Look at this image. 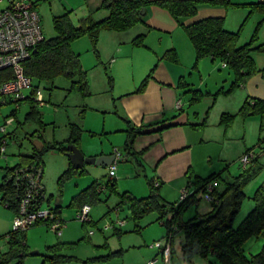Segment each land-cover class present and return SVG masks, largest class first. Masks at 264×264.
Returning a JSON list of instances; mask_svg holds the SVG:
<instances>
[{
    "label": "rangeland",
    "instance_id": "1",
    "mask_svg": "<svg viewBox=\"0 0 264 264\" xmlns=\"http://www.w3.org/2000/svg\"><path fill=\"white\" fill-rule=\"evenodd\" d=\"M30 1L35 4V10L40 17L44 39L55 35L52 26L54 16L70 11L75 25L79 23V18L88 17L82 14V0ZM228 1L229 4L222 7L224 30L238 33V47L251 43L254 49L251 58L255 73L248 81L259 75L264 76V50L258 49L264 46V12L250 7L258 0ZM6 7L7 2L1 0L0 10ZM103 11L105 10L98 9L91 18H98ZM132 29L121 32L101 31L95 50L87 36H82L72 43L71 48L80 55L82 68L86 72L90 91L88 96L84 97L70 90V81L62 76L52 82L32 81L33 87H38L42 94L43 104L40 106L27 99L21 102L13 113V123L9 126L11 139L7 140L4 155L0 154V183L4 169L15 166L19 155L31 154L32 147L39 148L43 143L66 148L68 145L65 142L70 138L72 130L77 139L75 145L86 158L110 154L114 148L121 153L120 159L127 155L123 146L126 134L121 131L125 130V123L116 109V99L133 81L138 82L137 86L143 82L150 71L154 72L158 63L162 62L159 59L161 57H157L149 48L148 37L144 38L143 46L132 45L131 39H127L131 36ZM154 41L157 43L155 39ZM175 55L174 63L184 66L186 70L181 79L184 85L182 83L179 87L187 88L181 93L187 105L185 111L190 113L192 118L208 112V118L202 128L206 138L205 147L195 148L198 168L206 176L202 179L216 175L214 183L218 190L231 182L232 178L250 169V163L245 170L241 167L240 159L245 154L256 159L243 187L245 199L234 220L236 227L252 210V196L255 190L264 184V115L238 114L245 98L243 89H231L233 73L220 61L203 58L195 65L193 56L188 65L190 58L183 52L181 56L177 53ZM146 67L147 73L141 76ZM188 88L191 90L187 92ZM24 95L28 98L30 91L24 90ZM208 98L213 99L210 107L206 100ZM33 105L34 114L28 118ZM14 109V104L0 106V124ZM223 114L231 118L225 116L222 120ZM125 160L124 158L119 161L116 175L111 180L115 182L113 191L104 188L100 192L99 201L90 204L88 218L91 223L84 225L76 218L81 206L77 207L73 199L94 182L101 186L107 185L108 169L84 165L82 174L77 173L60 181L61 175L67 169L68 158L59 151H48L42 156V184L47 202L45 201L41 208L46 211L48 208L58 207L65 223L59 235L42 224L28 229L21 235L25 241L23 264H52L50 258L59 257L63 258L53 264H147L158 255L152 246L166 235V229L160 224L158 214L151 212L133 221L126 209L116 213L115 208L122 193L129 192L141 198L149 192L145 178L149 176L137 170L129 162V158ZM211 171L214 173L209 174ZM191 191L193 192V188ZM179 197L173 202L178 201ZM195 198L196 204L189 206L183 213L182 218L185 221L210 212V203L203 199L201 191L195 192ZM1 215L11 218L10 227L7 228L3 224ZM14 215L12 210L0 205V255L7 249L5 234L12 230ZM117 220H125L124 225L109 228L101 234L105 227L112 226ZM91 231L93 234L90 236ZM182 242L183 235L176 234L173 239L172 264H207L213 260L211 257L203 259L198 255L193 256L190 262L183 259L180 252ZM262 245L261 239H249L244 244L245 254L249 256L259 253Z\"/></svg>",
    "mask_w": 264,
    "mask_h": 264
},
{
    "label": "trees",
    "instance_id": "2",
    "mask_svg": "<svg viewBox=\"0 0 264 264\" xmlns=\"http://www.w3.org/2000/svg\"><path fill=\"white\" fill-rule=\"evenodd\" d=\"M201 4L226 6L229 4V1L103 0L98 9L106 10L108 15L101 20H94L91 16H88L80 19L79 23L74 25L71 21V13L69 11L62 15L54 16L52 18L54 37L43 39L32 50L29 59L23 64L24 74L31 81H36L37 83L52 82L57 77H65L70 81V90L76 91L84 97L88 96L90 91L86 72L81 67L79 56L71 49L72 42L82 36H87L92 44L93 50H95L101 31L121 32L129 30L133 26L143 23L144 14H141V11L149 5H154L167 10L177 24L184 30L194 49L195 65L203 58L218 60L233 73L234 81L231 89L244 86L255 73L251 58V53L254 49L251 47V43L238 47V33L224 30L223 19H204L189 26H184L183 21L195 16L198 6ZM250 7L264 12V5L256 3L251 4ZM143 40V35L137 36L132 41V45L143 46ZM258 49L264 50V46ZM164 58L176 60V55L174 51H169L164 55ZM150 77L151 72L143 83ZM109 84L111 85L110 79ZM37 89L38 87H33L32 84V89L28 97L29 100H31L30 97ZM195 93L199 94L198 92ZM34 106L31 108L28 118L33 116L34 113L32 110ZM249 113L263 116L264 100L247 97L240 106L238 114L246 116ZM225 116L228 119L231 118L223 114L222 120ZM75 137L74 131L72 130L70 138L65 144L75 145L77 140ZM131 138L125 145V150L128 154L131 149ZM48 151H59L65 155L66 150L64 146L55 147L50 144H43L39 148L32 147L31 154L19 155L18 163L15 166L4 169V175L0 183V195L2 196L0 205L8 202L7 209L12 210L14 214L17 213L19 204L17 192L20 191H16L11 184H6V182L18 169H29L34 166H39L42 169L43 175L42 156ZM255 162L256 159L252 161L250 169H243L245 170L243 174L234 177L231 182L226 183L221 191L215 190L213 185L216 175H211L206 179L195 178L192 183L197 188L196 191H201L203 194L205 192V185L210 183L213 186L211 195L217 201V204H210L212 209L204 216L193 217L186 221L183 220L182 216L186 209L197 202L195 191L190 193L183 201L165 203L159 197V187L155 188L153 186L154 179L147 180L149 193L146 197L135 198L128 193H122L119 196L120 202L115 209L118 212L126 209L133 221L141 219L148 213L156 212L159 216L158 220L160 224L166 229L165 238L169 236L172 238L171 258L174 252L173 239L176 234L181 233L183 235V242L180 252L183 259L189 262L193 256L198 255L203 259H209V257L213 259L208 261L207 264H264V184L259 186L252 196L254 204L252 210L238 226L234 227V220L245 199L243 187L248 181L247 172L253 168ZM77 173L82 174L83 172L82 170H75L69 163L68 168L61 175L60 181L68 179ZM108 178L109 182L104 187L94 182L83 189L74 197V204H77L79 207L83 205L90 206V204L99 201V194L104 188L113 191L115 182L111 181L112 178ZM189 187L190 183H188L186 188ZM43 191L45 192L44 186ZM49 209L59 220L65 223L61 219L58 207ZM89 223L82 224L88 225ZM35 226L37 224L33 227ZM174 227L175 230H173ZM25 232L10 230L5 234L7 249L0 255V264H23L25 241L22 239V236ZM251 238L256 240L261 239L263 245L259 253L247 256L245 254L244 244ZM157 254L154 258L157 259L156 264H163L158 251ZM62 258H50V262L53 264Z\"/></svg>",
    "mask_w": 264,
    "mask_h": 264
},
{
    "label": "crops",
    "instance_id": "3",
    "mask_svg": "<svg viewBox=\"0 0 264 264\" xmlns=\"http://www.w3.org/2000/svg\"><path fill=\"white\" fill-rule=\"evenodd\" d=\"M102 1L103 0H82L84 4L82 14L84 17H92V14L94 15L96 13L95 11L98 10ZM222 7L223 5L211 6L208 4H201L198 6L196 15L185 19L183 25L189 26L204 19H224V9ZM107 15L108 13L105 10L100 13L98 18L95 17L94 19L101 20ZM70 18L74 24L71 14ZM132 28V32L130 33L131 36L127 39L133 41L140 35H143L144 38L148 37L149 48L154 51L157 57H161L159 59L162 62L158 63L154 72L152 70L153 73L150 71L151 77L147 79L145 83L141 82L137 86L138 82L133 81L132 85L124 92H121L116 99V109L125 123V130H121L126 134L123 144L124 147L132 137L130 152L128 154L126 151L128 155L124 158L126 159L125 161L129 158V162L132 163L137 170L149 176H145L146 183L149 179H156L160 183L158 190L160 199L165 203H172L174 199L176 200L178 198L180 191L187 187L188 183H190L189 192L191 188H193V192H196L197 188L192 181L194 182L195 178L202 179L206 177L202 170L198 168L199 163L195 148L205 147L206 138H204L205 135L202 133V128H204L205 120L208 118V112L206 111L207 114L205 112L201 116L197 114L192 118L191 114L185 111L187 105L181 93L187 88H179L183 83L181 79L186 72L185 67L174 63L176 62L175 60L164 58V55L169 51H174V53H177L179 56H181L183 52L188 59L190 58L188 64L190 65L191 59L195 57L194 49L184 30L177 24L167 10L160 7L154 5L147 6L144 9L143 23H139ZM77 55L80 60V55ZM208 59L212 60L211 58ZM150 65L148 67H150ZM147 69L146 67L144 71H142L141 76L147 73ZM240 88H242L244 92L245 98L243 100L247 97L264 100L263 75L256 76ZM190 90L191 89L188 88L187 92ZM187 97L190 99V95ZM206 100L210 107L213 99L208 98ZM178 103H180L179 107L177 106ZM249 115L252 114L249 113ZM42 145L40 147H42ZM105 155L113 156V153ZM124 158L120 159V161L124 160ZM109 166L106 168L108 169ZM249 171L247 173H249ZM118 173H120V171ZM210 173H214V171L209 172V174ZM192 185H194V187H192ZM213 185L215 190H217L214 181ZM223 188L224 186L217 191H221ZM124 193L133 196L129 192ZM133 197L137 198L136 196ZM118 204L116 206H118ZM77 207L79 206L77 205ZM211 209L212 208H210V211ZM1 220L7 228L10 227L11 218L8 215H1ZM122 221L125 222V220ZM112 226L116 228L115 223H112ZM102 233L101 231V234Z\"/></svg>",
    "mask_w": 264,
    "mask_h": 264
},
{
    "label": "built area",
    "instance_id": "4",
    "mask_svg": "<svg viewBox=\"0 0 264 264\" xmlns=\"http://www.w3.org/2000/svg\"><path fill=\"white\" fill-rule=\"evenodd\" d=\"M1 1V0H0ZM7 7L0 10V106L14 104L15 109L11 114L4 117L0 124V154L4 155L7 140L11 139L9 126L13 123L12 113L18 108V105L27 100L24 90L32 89V81L25 76L23 64L29 59L32 50L44 39L40 28V17L35 10L34 4L29 0H5ZM258 4L264 5V0H258ZM225 66V65H223ZM31 101L43 104L42 94L39 89L30 97ZM180 106V103L177 104ZM13 132V131H12ZM113 161L108 167V177L114 178L121 153L113 150ZM254 158L245 154L240 159L242 169H246L248 163H252ZM11 184L19 197L17 213L14 215L12 230L15 232H25L34 225H46L56 235L61 234L64 222L48 208L42 210V205L47 199L42 186V169L39 166L16 170L8 178L6 184ZM160 183L154 179L153 186L159 187ZM203 199L210 204H217V201L211 195L213 186L208 183L205 185ZM100 190V189H99ZM190 194L189 188L180 191L178 201H183ZM2 196L0 195V203ZM2 206L7 209L8 202ZM90 206L83 205L76 217L81 223H89L88 218ZM118 210H116V213ZM124 221L117 220L115 226L121 227ZM114 226H107L102 231H107ZM175 230V227L173 228ZM90 235L93 232H89ZM171 237H164L156 242L152 248L159 252V257L163 264H172L171 258ZM157 259H153L147 264H156Z\"/></svg>",
    "mask_w": 264,
    "mask_h": 264
},
{
    "label": "water",
    "instance_id": "5",
    "mask_svg": "<svg viewBox=\"0 0 264 264\" xmlns=\"http://www.w3.org/2000/svg\"><path fill=\"white\" fill-rule=\"evenodd\" d=\"M144 14V10L141 11ZM65 156L69 159L72 167L76 170H81L84 165H95L100 167H107L113 161L112 155H103L99 157L86 158L81 151L74 145L69 144L65 148ZM36 254V253H32Z\"/></svg>",
    "mask_w": 264,
    "mask_h": 264
}]
</instances>
